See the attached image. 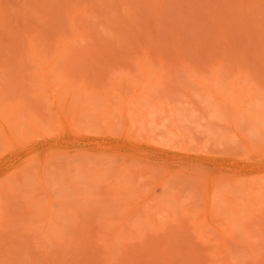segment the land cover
Masks as SVG:
<instances>
[{
    "label": "rangeland",
    "instance_id": "obj_1",
    "mask_svg": "<svg viewBox=\"0 0 264 264\" xmlns=\"http://www.w3.org/2000/svg\"><path fill=\"white\" fill-rule=\"evenodd\" d=\"M0 264H264V0H0Z\"/></svg>",
    "mask_w": 264,
    "mask_h": 264
}]
</instances>
